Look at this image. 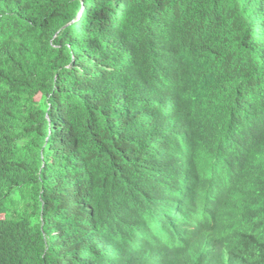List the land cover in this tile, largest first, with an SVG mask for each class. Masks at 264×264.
<instances>
[{
    "label": "trees",
    "instance_id": "trees-1",
    "mask_svg": "<svg viewBox=\"0 0 264 264\" xmlns=\"http://www.w3.org/2000/svg\"><path fill=\"white\" fill-rule=\"evenodd\" d=\"M246 169L228 215L264 203V0H0V264H240L180 232Z\"/></svg>",
    "mask_w": 264,
    "mask_h": 264
},
{
    "label": "clouds",
    "instance_id": "clouds-1",
    "mask_svg": "<svg viewBox=\"0 0 264 264\" xmlns=\"http://www.w3.org/2000/svg\"><path fill=\"white\" fill-rule=\"evenodd\" d=\"M246 172L247 169L238 170L234 173H231L234 174L231 180H228L222 184V187L224 188L223 191L218 196L216 201L211 203L213 212V214L211 213V218L209 219V213L189 221L185 227L186 231L188 232L184 236L183 240L189 241V245L197 248L198 245L206 239V231L203 225L204 223H208L210 225L216 223L217 226L224 223L226 227L233 229L245 241L246 246L244 247V249H246V253L237 255L242 259V262L240 264H251V261L244 257H246L247 253L254 252L253 247L251 246L252 238L257 234L264 232V203H260L255 207V209H251L248 206L250 201L248 200L245 204L235 206L230 215H228V213L223 209V206L221 205V197L228 191L233 192L234 190H236L244 181ZM231 174H228L227 177ZM221 177L216 178L212 182V184L209 185V191L211 190V188L212 190H214L217 187L214 185L217 182H221ZM252 195L253 194H251L250 197H252ZM200 222H203V224ZM239 227L242 228L241 231L239 230ZM259 243H262V241H259ZM145 261V257L134 255L132 263L144 264ZM247 261L250 262L247 263Z\"/></svg>",
    "mask_w": 264,
    "mask_h": 264
},
{
    "label": "bare ground",
    "instance_id": "bare-ground-1",
    "mask_svg": "<svg viewBox=\"0 0 264 264\" xmlns=\"http://www.w3.org/2000/svg\"><path fill=\"white\" fill-rule=\"evenodd\" d=\"M169 187H172V188H171L172 190H173V189L176 190V187H175V186H170V185H169ZM169 187H168V188H169ZM164 191H165V189H164ZM164 191H163L162 193H164ZM188 212H189V211H187V213H188ZM185 231H186V228L184 227L183 230L180 232V233L183 234V238H184V236H185V235L187 234V232H188V231H186V232H185Z\"/></svg>",
    "mask_w": 264,
    "mask_h": 264
}]
</instances>
